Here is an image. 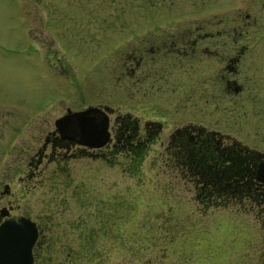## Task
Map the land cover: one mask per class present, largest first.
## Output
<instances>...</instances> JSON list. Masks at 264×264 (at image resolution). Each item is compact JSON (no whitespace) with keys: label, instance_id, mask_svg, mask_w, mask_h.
I'll return each mask as SVG.
<instances>
[{"label":"rangeland","instance_id":"374dc122","mask_svg":"<svg viewBox=\"0 0 264 264\" xmlns=\"http://www.w3.org/2000/svg\"><path fill=\"white\" fill-rule=\"evenodd\" d=\"M242 1L0 0V189L7 183L17 213L40 226L34 264H264L259 207L191 201L157 142L133 162L52 159L25 180L28 156L66 108L105 104L168 130L174 95L131 86L126 53L176 28L213 26ZM246 34L264 56L260 31ZM257 97L264 102V87ZM227 106L226 120H240L241 110ZM261 139L252 142L264 148Z\"/></svg>","mask_w":264,"mask_h":264},{"label":"flooded vegetation","instance_id":"af4514ba","mask_svg":"<svg viewBox=\"0 0 264 264\" xmlns=\"http://www.w3.org/2000/svg\"><path fill=\"white\" fill-rule=\"evenodd\" d=\"M241 4L224 13L213 26H206L207 22L176 28L168 37L147 39L126 53L123 73L133 79L128 80L131 86L143 94L174 95L168 130L160 120L140 121L105 104H88L82 108L97 107L107 115L105 144L83 146L75 142L76 137L69 138L68 132L59 133L53 124L28 156L25 180L47 172L52 159L123 156L133 162L157 142L175 185L191 192V201L201 206L254 205L264 213V182L257 179L258 171L264 168V148L252 142L263 139L264 102L257 94L264 87L259 83L264 80V56L250 49L253 44L246 34L250 29L260 31L264 49V0ZM196 99L203 103L197 105ZM225 105L241 110L240 120H226ZM92 120L96 122V117ZM16 197L4 183L0 189V226L17 215L34 223V264L45 241L39 224L17 213Z\"/></svg>","mask_w":264,"mask_h":264},{"label":"water","instance_id":"95a60500","mask_svg":"<svg viewBox=\"0 0 264 264\" xmlns=\"http://www.w3.org/2000/svg\"><path fill=\"white\" fill-rule=\"evenodd\" d=\"M96 117V122L93 118ZM55 129L68 132L69 138L86 147H101L108 139L107 115L97 107L67 111L53 122ZM264 182V168L258 171ZM36 238L34 223L21 215L4 221L0 226V264H31V248Z\"/></svg>","mask_w":264,"mask_h":264}]
</instances>
